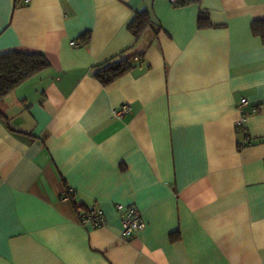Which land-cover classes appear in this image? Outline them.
I'll return each mask as SVG.
<instances>
[{"label": "crops", "instance_id": "1", "mask_svg": "<svg viewBox=\"0 0 264 264\" xmlns=\"http://www.w3.org/2000/svg\"><path fill=\"white\" fill-rule=\"evenodd\" d=\"M174 3L0 0V52L50 62L0 102V264H264V0ZM143 8L159 30L136 40ZM131 52L125 75L93 77ZM117 203L145 227L124 235ZM93 207L100 226L80 221Z\"/></svg>", "mask_w": 264, "mask_h": 264}, {"label": "trees", "instance_id": "2", "mask_svg": "<svg viewBox=\"0 0 264 264\" xmlns=\"http://www.w3.org/2000/svg\"><path fill=\"white\" fill-rule=\"evenodd\" d=\"M202 0H176L175 6H186L194 3H200ZM213 24L210 22L209 15L206 11H199L197 15L198 28L210 27ZM252 34L259 36L264 44V18H255L250 24ZM127 29L132 35L139 39L144 32L153 29L157 33L159 28L156 27L148 9H137L133 18L127 23ZM90 32L85 31L77 40L81 45H86L89 42ZM143 52H131L119 55L110 61L94 68L92 71L93 77L103 86H106L135 66V58H142ZM50 66L49 60L41 52H28L21 50H7L0 52V102L10 94L20 84L46 69ZM2 112L0 111V116ZM242 132V131H241ZM242 141L238 142L239 146L248 144L246 132L243 133ZM68 192V197L72 201L75 208L77 205L73 200V194Z\"/></svg>", "mask_w": 264, "mask_h": 264}, {"label": "built area", "instance_id": "3", "mask_svg": "<svg viewBox=\"0 0 264 264\" xmlns=\"http://www.w3.org/2000/svg\"><path fill=\"white\" fill-rule=\"evenodd\" d=\"M174 2L176 0H173ZM28 2V0H23V3ZM248 104L246 97H241L238 103V109L240 110L241 117L237 122L238 129L245 133L243 121L245 115V106ZM130 110L129 103H123L118 109L114 110L116 115H122ZM68 191H71L68 189ZM68 196L65 198L67 199ZM116 209L121 215V229L124 235L131 236L145 227V222L141 218L137 209L133 205H124L122 203L116 204ZM80 221L82 223L90 222L94 226H100L104 223V218L102 212L93 207L87 212L81 214Z\"/></svg>", "mask_w": 264, "mask_h": 264}]
</instances>
